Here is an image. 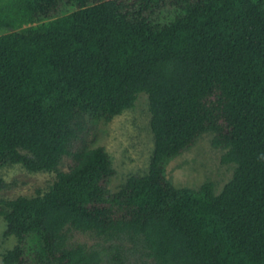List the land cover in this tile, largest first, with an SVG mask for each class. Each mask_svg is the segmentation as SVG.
Listing matches in <instances>:
<instances>
[{
	"label": "trees",
	"instance_id": "obj_1",
	"mask_svg": "<svg viewBox=\"0 0 264 264\" xmlns=\"http://www.w3.org/2000/svg\"><path fill=\"white\" fill-rule=\"evenodd\" d=\"M0 30V167L56 172L45 193L0 202L17 239L4 264H104L68 227L137 240L149 264H264V0H10ZM141 93L149 171L110 194L105 149L71 148ZM207 132L232 180L174 189L164 162Z\"/></svg>",
	"mask_w": 264,
	"mask_h": 264
},
{
	"label": "rangeland",
	"instance_id": "obj_2",
	"mask_svg": "<svg viewBox=\"0 0 264 264\" xmlns=\"http://www.w3.org/2000/svg\"><path fill=\"white\" fill-rule=\"evenodd\" d=\"M9 1L0 0V4ZM8 32L0 30V36ZM150 119L148 96L141 93L133 108L123 111L110 122L88 119L87 132L74 141L71 151L103 147L115 171L107 183V190L115 194L130 176H144L149 171L154 148ZM213 139L214 133H204L189 148L164 162L165 179L174 189L198 191L204 184L211 183L214 195H219L232 180L236 165L222 163L225 151L213 147ZM72 164V158L64 156L57 171L67 172ZM0 179L6 184L0 190L1 202L20 196L32 198L36 196L37 190L45 193L56 181V172H30L19 164H5L0 167ZM5 230L6 223L0 217V264H4L3 255L17 244L15 237H4ZM67 235L70 247L80 245L88 250L104 251V264L110 257L119 258L128 264L151 263L142 244L126 235L81 232L71 227L67 228Z\"/></svg>",
	"mask_w": 264,
	"mask_h": 264
}]
</instances>
